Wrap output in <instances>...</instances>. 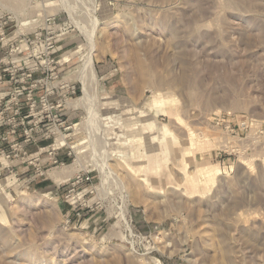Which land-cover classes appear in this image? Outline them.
Returning <instances> with one entry per match:
<instances>
[{
  "label": "rangeland",
  "instance_id": "1",
  "mask_svg": "<svg viewBox=\"0 0 264 264\" xmlns=\"http://www.w3.org/2000/svg\"><path fill=\"white\" fill-rule=\"evenodd\" d=\"M0 12L9 34L54 35L77 87L65 167L77 160L86 179L57 183L65 167L44 155L40 171L36 147L15 158L14 139L0 142L12 156L0 153V264H264V0H0ZM92 34L93 116L70 106ZM19 91L7 87L0 125H18L17 142L36 123Z\"/></svg>",
  "mask_w": 264,
  "mask_h": 264
},
{
  "label": "built area",
  "instance_id": "2",
  "mask_svg": "<svg viewBox=\"0 0 264 264\" xmlns=\"http://www.w3.org/2000/svg\"><path fill=\"white\" fill-rule=\"evenodd\" d=\"M7 25L4 14L0 12V47L3 51V55L0 56V125L4 123V112L1 108L6 99L7 87H13L15 90L20 88L19 93L26 96L24 99L28 104L26 109L30 114L35 113L33 115L36 123H33L30 129L24 127L21 142L16 141L18 125L7 136L0 135V142L14 139L11 153L15 158L29 156L28 147H36L35 162L39 164L35 166L40 171L43 170L41 157L44 155L48 156L53 165L65 167L68 160L75 157L71 145L74 127L69 123L65 111L68 110L72 99L77 96L76 84L59 71L65 61L56 56L54 35L43 41V34L35 31L32 39L20 31L9 34ZM28 87L29 91H26ZM39 92H42L41 96H38ZM22 105L15 103L17 112L21 110ZM22 126H25L24 123ZM41 143L47 144L41 146ZM0 153L7 159L12 157L11 154L7 155L5 150ZM61 153L65 159H60ZM74 176L76 178L72 183L73 187L86 180L83 171Z\"/></svg>",
  "mask_w": 264,
  "mask_h": 264
},
{
  "label": "bare ground",
  "instance_id": "3",
  "mask_svg": "<svg viewBox=\"0 0 264 264\" xmlns=\"http://www.w3.org/2000/svg\"><path fill=\"white\" fill-rule=\"evenodd\" d=\"M97 26H98V24L96 22L95 23V27H97ZM94 34L89 35L90 36L89 40H88L90 42L89 55L85 59V62L83 64V69L81 70L83 72L80 73L81 74L80 75V79L83 81V85H84V96L80 100H78L77 102H74V103L70 104V106L78 105V106H81V107L87 109L92 114V116H93L94 108H93V105H92L93 104L92 103L93 97L91 95V93H92V87H91L92 85H91V83L94 82V80L96 79V72H95V67H94V63L93 62H94V59H95L94 57L96 55V50H97L96 40H95L96 39L95 38L96 35H94ZM64 60H66V59H64ZM136 67H137V69H138V71L140 73V76H141V78L143 80H148L150 78V74H151L150 70L147 69L142 62H137V66ZM158 81H159V84L161 85L162 82L160 80H158ZM155 103H157V102H155ZM155 124H156V120H153L150 123V126L152 128H154ZM159 132H160V134L158 136L159 142H163L164 138L162 137V130H160ZM104 165H106V164L104 163ZM81 170H82V166L79 165V162L76 160V162L73 165L65 167L64 171L63 170L61 171L62 172L61 174H59V173L55 174L53 177H54L55 181L57 183H59V182H62L63 180L68 179L69 177H71L75 173H79ZM137 201H138V199L134 200L133 202L137 203ZM126 212H128L127 205H126ZM226 254H227L226 252H223L224 263L227 260V258L225 256Z\"/></svg>",
  "mask_w": 264,
  "mask_h": 264
}]
</instances>
